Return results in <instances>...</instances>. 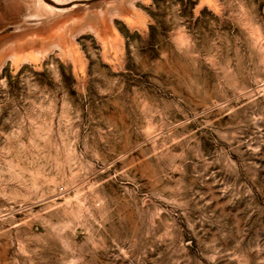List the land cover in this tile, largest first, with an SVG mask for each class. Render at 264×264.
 <instances>
[{
  "label": "rangeland",
  "instance_id": "374dc122",
  "mask_svg": "<svg viewBox=\"0 0 264 264\" xmlns=\"http://www.w3.org/2000/svg\"><path fill=\"white\" fill-rule=\"evenodd\" d=\"M134 6L0 70V264H264V0Z\"/></svg>",
  "mask_w": 264,
  "mask_h": 264
},
{
  "label": "water",
  "instance_id": "95a60500",
  "mask_svg": "<svg viewBox=\"0 0 264 264\" xmlns=\"http://www.w3.org/2000/svg\"><path fill=\"white\" fill-rule=\"evenodd\" d=\"M136 1L150 0H0V70L10 58L68 47L85 29L115 40L116 16L130 24L131 17L143 14L134 6Z\"/></svg>",
  "mask_w": 264,
  "mask_h": 264
},
{
  "label": "bare ground",
  "instance_id": "6f19581e",
  "mask_svg": "<svg viewBox=\"0 0 264 264\" xmlns=\"http://www.w3.org/2000/svg\"><path fill=\"white\" fill-rule=\"evenodd\" d=\"M11 59V58H10Z\"/></svg>",
  "mask_w": 264,
  "mask_h": 264
}]
</instances>
